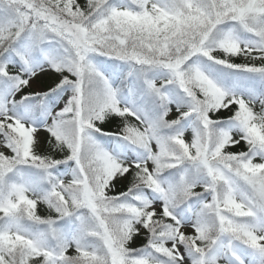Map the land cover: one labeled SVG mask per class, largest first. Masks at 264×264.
<instances>
[{"label": "snow or ice", "instance_id": "snow-or-ice-1", "mask_svg": "<svg viewBox=\"0 0 264 264\" xmlns=\"http://www.w3.org/2000/svg\"><path fill=\"white\" fill-rule=\"evenodd\" d=\"M0 264H264V0H0Z\"/></svg>", "mask_w": 264, "mask_h": 264}]
</instances>
